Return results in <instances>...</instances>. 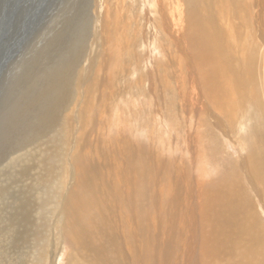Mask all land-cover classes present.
Returning a JSON list of instances; mask_svg holds the SVG:
<instances>
[{
    "label": "bare ground",
    "instance_id": "1",
    "mask_svg": "<svg viewBox=\"0 0 264 264\" xmlns=\"http://www.w3.org/2000/svg\"><path fill=\"white\" fill-rule=\"evenodd\" d=\"M93 23L37 95L39 133L17 146L30 148L16 212L27 264L55 263L65 247L66 264H264V144L252 128L264 138V0H101ZM135 90L188 157L166 153L145 122L137 143L111 134Z\"/></svg>",
    "mask_w": 264,
    "mask_h": 264
},
{
    "label": "rangeland",
    "instance_id": "2",
    "mask_svg": "<svg viewBox=\"0 0 264 264\" xmlns=\"http://www.w3.org/2000/svg\"><path fill=\"white\" fill-rule=\"evenodd\" d=\"M3 11H7L8 14L14 11L15 14L12 13L13 18L2 33V39L0 38L3 53L8 57L0 76V264H23V262L27 264L29 251H25L22 242L25 234L21 235L27 229L20 231L16 212L25 205V201H21V198L27 192L26 183L18 173L20 165L29 158L30 148L26 147L20 151L17 146L26 139H31L30 135L39 133L42 125L38 127L36 121L40 120L41 114L38 115V111L40 112L44 106L42 100L38 103L39 92L45 88L47 76L52 71L57 73L65 68L64 58L69 52L68 49L72 50L78 46L80 38L88 37L85 32H89L93 21L96 22L99 18L101 0H0V13ZM99 26V23L95 25L96 31L100 30ZM153 35V32H148L147 39ZM94 48L96 46L93 45L90 50L95 51ZM142 51L146 56H150V63L153 60L160 61L162 58L158 56L160 50L157 47L147 45ZM150 70L148 64L144 63L134 77ZM150 102L148 98L141 97L136 90L133 96H124L117 103L120 107L114 109V119L118 116L121 120L118 126L113 127L111 134L126 133L136 142V139L141 138L136 120L139 123L145 122L149 132L155 127L157 136L165 144L166 153L177 152L175 157L178 159L181 158L179 156L188 157L187 146L181 142L183 134H176L170 120L159 119L161 123L156 121L157 124L153 125ZM248 125L250 128V124ZM236 127L234 126L235 131ZM252 128L255 130L254 133L261 135L262 132L256 129L255 124ZM238 132L241 134L240 130L236 131ZM259 136L257 140H262L264 144V138ZM216 138L219 139L218 136ZM240 138L247 140L248 143L252 142L249 135L242 134ZM175 142H178L177 145ZM228 142V148L225 146L224 155L220 158V162L223 163L231 161L226 154L232 146L231 142ZM171 143L174 145L170 146ZM203 145V143L198 144V146ZM237 153H240L239 149ZM211 170L215 172L214 168ZM32 225L37 227L36 221ZM34 244L40 252L42 244L38 235ZM68 255V247H65L55 263L48 258L45 259V264H66Z\"/></svg>",
    "mask_w": 264,
    "mask_h": 264
},
{
    "label": "water",
    "instance_id": "3",
    "mask_svg": "<svg viewBox=\"0 0 264 264\" xmlns=\"http://www.w3.org/2000/svg\"><path fill=\"white\" fill-rule=\"evenodd\" d=\"M14 13V11L12 12ZM11 14H8L7 11H3L0 13V38L2 39V33L4 32L5 28L8 27L10 23V19L13 18ZM15 14V13H14ZM2 45L0 44V76L5 68L6 60L8 59L7 54L5 55L2 50Z\"/></svg>",
    "mask_w": 264,
    "mask_h": 264
}]
</instances>
